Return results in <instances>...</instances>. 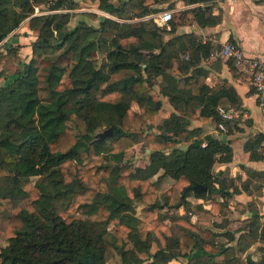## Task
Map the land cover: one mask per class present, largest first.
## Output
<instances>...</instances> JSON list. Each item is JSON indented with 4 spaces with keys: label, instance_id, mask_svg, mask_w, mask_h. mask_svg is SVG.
<instances>
[{
    "label": "trees",
    "instance_id": "16d2710c",
    "mask_svg": "<svg viewBox=\"0 0 264 264\" xmlns=\"http://www.w3.org/2000/svg\"><path fill=\"white\" fill-rule=\"evenodd\" d=\"M87 1L128 20L157 11L145 0H0V42L23 22L36 33L30 59L0 86V240L7 238L6 245L0 242V264H108L110 247L122 264H168L180 257L189 258L187 264H235L227 249L215 245V233L190 221L191 205L181 194L201 184L206 189L193 192L195 197L225 195L232 182L216 177L212 167L229 162L232 148L211 136L202 146L200 129H190L189 119L209 120L217 128L223 121L217 107L234 112L241 99L226 79L206 85L209 70L202 60L213 51L210 43L192 33L164 40V33L191 21L216 23L212 8L175 14L169 31L152 20L105 16L97 27L69 28L73 12ZM227 65L235 71L232 60ZM158 77L165 83L159 94L174 111L154 133L161 102L151 91ZM101 128L112 134L98 139ZM191 132L195 137L188 139ZM138 143L150 150L144 168L126 161ZM167 177L173 184L160 202L158 190ZM137 202L144 206L132 230L119 219L135 214ZM180 206L184 214L171 212ZM13 212L21 222L17 228ZM196 251L201 256L190 258ZM219 256L224 258L217 262ZM246 262L253 264L249 256Z\"/></svg>",
    "mask_w": 264,
    "mask_h": 264
},
{
    "label": "crops",
    "instance_id": "0c3cea01",
    "mask_svg": "<svg viewBox=\"0 0 264 264\" xmlns=\"http://www.w3.org/2000/svg\"><path fill=\"white\" fill-rule=\"evenodd\" d=\"M171 1L174 2L172 9H175L177 13L190 12L199 7L209 6L212 8L210 16L216 19V23L201 26L191 21L179 25L174 33H164V40L185 33H192L197 36L198 41L210 43L213 51L208 59L202 60L203 66L209 70L205 81L206 85L213 87L221 80L226 79L234 86L241 99V105L234 111L233 119L224 122L225 131L218 130L209 120L200 121L196 117L189 119L190 129H200L197 138L202 146L207 144L206 137L211 136L228 143L232 148V156L229 162H215L212 167V173L216 177L232 182L223 189L225 195L213 193L206 200L195 197L193 191L190 193L188 191L184 195L191 205L190 221L197 224L193 221L197 219V225L201 230H210L215 233V245H222L223 248L227 249L231 256L236 258L235 264H247L246 258L248 256L253 264H262L264 239L260 237L264 235V109L258 104V99L250 86L247 74L237 66H235V71H232L227 65L229 60L220 57L218 51L225 42L232 41L242 49L247 57L264 58V0H208L193 3H185V0ZM156 4L154 0L144 1V5L151 9H154ZM22 27L27 33L18 35L19 29H17L10 36L9 41L21 46L19 49L20 59H25L23 63H26L31 57V43L34 36L31 35L32 31L28 29L25 22L20 26V28ZM95 27L97 26L95 25ZM159 28L169 31L170 26L168 23ZM182 58L186 59L187 55L183 54ZM218 59L220 60L219 64L216 63ZM14 72H8V82L12 79ZM1 85L3 83H0ZM164 86L165 83L162 78L158 77L157 84L151 91L154 98L161 102V108L155 117V119L159 118V121H154L153 124H159L174 111L169 99L159 94V90ZM131 106L135 110L139 109L136 103H132ZM164 110L166 112L163 115ZM151 130L154 133L159 132L156 126L152 127ZM194 137V133L191 132L188 139ZM142 144L138 143L133 147L138 145L142 147ZM130 151H127V159L130 156ZM144 151L145 160L143 164L133 165L130 162L133 168H144L148 163L150 150L144 149ZM168 152L169 150L165 153ZM162 173L163 170H159L152 180H155ZM164 183H169L167 187L169 190L173 180L167 177L161 186ZM171 212L182 215L185 213V209L180 206ZM128 215L123 214L119 223H124L133 230L136 220H133L132 224L129 222V224L126 222L130 219L127 217ZM252 223L254 225L253 231L250 228ZM230 235L234 238L230 239ZM242 236L244 238L239 240ZM199 256H201V252L196 251L190 258ZM223 258L224 256H219L216 261H222ZM185 259L187 262L189 258Z\"/></svg>",
    "mask_w": 264,
    "mask_h": 264
},
{
    "label": "rangeland",
    "instance_id": "374dc122",
    "mask_svg": "<svg viewBox=\"0 0 264 264\" xmlns=\"http://www.w3.org/2000/svg\"><path fill=\"white\" fill-rule=\"evenodd\" d=\"M154 1L157 3L156 7L154 8L156 10H160V9L167 7L169 5V3L171 2V0L169 2H162L161 0H154ZM79 4H80L79 8L73 12L76 14L71 17L67 26L69 28H74L75 26L82 24V23L87 24V25H92V26L96 25L97 26L99 24V18L101 16L100 13L97 12L98 10H100L98 8V2L97 1H94V2L87 1V2H81ZM41 6H43V4H41L40 6H36L38 12L40 11L39 9ZM175 14H177V12L173 13V17ZM116 18L125 19L126 16L121 12V15L118 14V16ZM25 23L27 24V22H25ZM18 29H19L18 35H22L23 33H25V34L27 33L23 29V27L22 28L19 27ZM31 35L34 36V39L32 38L34 41L36 38V33L32 31ZM20 47H21L20 45H17L16 43L14 44V42H11L9 40L6 41L5 43H4V40L2 42H0V83L4 84L8 80V72L12 73V72L16 71L19 67L22 66L21 63H23V60H25V59H20V55H19ZM59 51L60 50H57L56 53ZM23 53H22V55H23ZM100 59H101V57L98 58V62L100 61ZM165 112L166 111L164 110L162 112V114L164 115ZM163 115H161V116H163ZM158 119H155V122H158L159 121ZM156 124L157 123H154L152 125V127H155ZM102 130H103V128H101L98 132H101ZM129 150H131L129 152V155H130L128 158L129 160L126 159V161L128 163L131 162L133 165L134 164H136V165L143 164V162L145 160V153H144L145 151H144L143 144H142V147H140V145H138V146L133 147V149L131 148ZM132 168H133V166H132ZM31 180H32V182H35L37 180V177H32ZM168 185H169V183H164L160 187V190L158 192V198H159L160 202L162 201L163 194L166 192ZM142 205H143L142 203H138V202L134 205L136 213L133 215L129 214L127 217H129L130 219H129V221H126V222H128V223L131 222V224H132L133 220L135 221L136 218L142 217V214H141ZM12 216H13V218H12L13 225L16 228L19 227L21 225V222L17 218L16 213L13 212ZM193 221H195L198 224L197 219H195ZM0 242L2 245H6L7 244V238H5L4 236H1ZM156 244L158 245L157 241L153 240L152 248H151L152 252H154V250L156 249ZM187 262H186L185 258L180 257V258L171 260L168 264H187ZM107 263L108 264H122L119 254L112 247H110V249L107 252ZM158 264H166V263H164L163 261H159Z\"/></svg>",
    "mask_w": 264,
    "mask_h": 264
},
{
    "label": "built area",
    "instance_id": "2783aa9c",
    "mask_svg": "<svg viewBox=\"0 0 264 264\" xmlns=\"http://www.w3.org/2000/svg\"><path fill=\"white\" fill-rule=\"evenodd\" d=\"M37 12V8L35 9ZM175 9L163 8L153 12L151 14L145 15L140 18H135L133 20L128 19H118L109 13L98 10L101 16L112 18L119 22H133L139 20H152L158 27L166 26L173 17ZM218 55L228 60H232L235 66L240 67L241 70L247 74L250 86L255 92L258 99V104L264 109V58L262 57H247L242 49L234 42H225L218 51ZM218 114L222 117L223 121L218 124V130L225 131L226 125L225 121L232 120L234 117V112L232 110H226L220 106L217 107Z\"/></svg>",
    "mask_w": 264,
    "mask_h": 264
},
{
    "label": "water",
    "instance_id": "95a60500",
    "mask_svg": "<svg viewBox=\"0 0 264 264\" xmlns=\"http://www.w3.org/2000/svg\"><path fill=\"white\" fill-rule=\"evenodd\" d=\"M112 134V129L111 128H106L104 130H102L101 132L96 134V137L98 139H104L108 136H110ZM206 187L204 185L201 184H195L193 186L187 187L185 188L184 192L182 193L181 197H184V195L188 192V191H200V190H205Z\"/></svg>",
    "mask_w": 264,
    "mask_h": 264
}]
</instances>
